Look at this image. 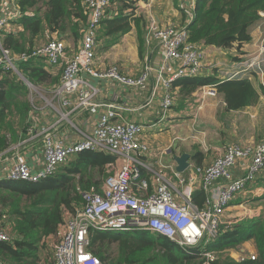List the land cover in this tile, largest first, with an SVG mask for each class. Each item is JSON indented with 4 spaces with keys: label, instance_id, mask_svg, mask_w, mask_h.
I'll return each mask as SVG.
<instances>
[{
    "label": "built area",
    "instance_id": "obj_1",
    "mask_svg": "<svg viewBox=\"0 0 264 264\" xmlns=\"http://www.w3.org/2000/svg\"><path fill=\"white\" fill-rule=\"evenodd\" d=\"M151 1L147 0L145 4L149 6ZM82 5L88 20L83 30L81 47L70 58H66L65 45L61 40H50L16 56H12L0 44V73L18 75V63L32 58L44 59L48 67L62 68L60 84L51 92L47 102L58 112L61 120L67 121L68 116L74 112L87 110L95 113L100 107L94 102L97 90L84 81L82 74L118 79L128 85H141L145 79V76L136 80L121 77L115 68H109L103 73L93 68L97 28L106 17L111 2L82 0ZM192 16L193 14H189V21L182 27H160L153 22L147 29L146 42L153 40L157 43L165 65L173 66L171 77L163 81L168 90L177 79L207 77L218 70L214 64L204 65L201 48L188 42L186 27ZM261 18L264 25V15L261 14ZM7 23L8 19L0 14V32L4 31ZM258 38L255 52L235 60L232 66L220 71L218 76L221 80L255 77L258 84L264 87V30ZM201 90L203 95H215L212 86ZM55 100H59L60 107L67 111L59 112L54 105ZM172 105L171 94H165L162 109L167 111ZM114 109L109 106L99 115L92 132L77 142L66 143L51 134V128L43 129L44 167L32 172L25 158L16 155L14 164L5 176L7 181L37 184L51 177L69 158L84 151L104 152L122 160L117 172L105 178L99 191L92 187L81 194L82 208L65 221L62 234L53 248V264H102L87 250L89 230L108 233L147 232L167 239L188 255L197 250L201 253L204 264H213L216 254L207 248L217 238L219 227L226 225L223 217L230 202L236 197H243L247 187L264 170V143L247 147L226 146L209 167L195 168L194 175L200 178L205 194L208 195L213 184L217 183L216 190L208 195L204 207L200 209L192 202L191 179L180 195V204L176 201L172 186L161 175L154 174L156 185L148 193V184L141 179V172L149 169L133 159L137 153L147 151V147L140 141L141 127L133 123L113 121L117 116ZM239 161H247L248 164L242 177L233 178L230 170ZM175 175L183 185L185 181L181 175ZM244 203L249 201L245 198ZM10 241V236L0 226V243ZM248 258L255 259L252 256L240 257L238 260Z\"/></svg>",
    "mask_w": 264,
    "mask_h": 264
},
{
    "label": "trees",
    "instance_id": "obj_2",
    "mask_svg": "<svg viewBox=\"0 0 264 264\" xmlns=\"http://www.w3.org/2000/svg\"><path fill=\"white\" fill-rule=\"evenodd\" d=\"M137 1L110 0L118 5V10L116 15L107 12L106 17L117 18L108 20L105 17L101 22L104 36L123 35L130 30L132 6ZM13 2L19 14L17 23L23 30L19 35L0 32L1 46L12 56L31 48L45 29L51 33H62L72 20L74 26H69L72 35L77 38L83 35L82 26L88 16L82 0ZM261 14L264 15V0H195L192 20L186 27L188 42L198 47L232 50L243 57L245 55L239 53L251 39L249 29L262 20ZM17 67L21 79L15 73H0V152L10 143L21 140L30 127V113L34 110L30 98L33 91L27 84L44 94L60 84L62 68L60 78L53 77L46 70L44 59L32 58L18 63ZM217 74L214 71L207 77L180 78L171 83V89L177 90L176 93L184 98L198 89L212 86L222 95L228 111H237L258 102L259 95L251 84L252 79L220 80ZM258 85L263 93L264 87ZM114 161L115 157L110 154L84 151L69 158L51 177L37 184L0 182V219L5 216L12 219L10 226L16 236L8 243H0V264H53V254L52 258L39 257V251L45 244L43 241L57 236L65 210L74 215L82 208L83 192L92 187L99 191L101 186L99 182H93L94 175L103 178L101 181L105 180L106 166ZM65 164L68 167L56 174ZM194 201L202 209L204 193H194ZM254 202L264 206V193ZM0 226L5 228L2 219ZM248 242L255 247L257 255L254 260L239 261L228 255L229 251H239ZM113 243H118V247L116 256L111 258L112 252L109 251ZM176 248L167 239L142 231H88L87 250L102 264H204L199 251L188 255L180 250L175 252ZM207 249L216 254L213 264H264V217L245 219L233 226L221 225L217 238Z\"/></svg>",
    "mask_w": 264,
    "mask_h": 264
},
{
    "label": "crops",
    "instance_id": "obj_3",
    "mask_svg": "<svg viewBox=\"0 0 264 264\" xmlns=\"http://www.w3.org/2000/svg\"><path fill=\"white\" fill-rule=\"evenodd\" d=\"M146 2L147 0H138L134 3L132 6L133 16L130 17V30L123 35L104 36V28L101 23L99 24L93 63V68L98 72L103 73L109 68H115L119 76L124 78L136 80L145 76L144 82L141 85H128L118 79L82 74L81 77L84 81L97 90L94 102L100 107L95 113H90L87 110L74 112L68 116V121L61 120L58 112L51 108L47 102L51 92L59 84L45 94L47 98L39 96L42 105L36 110L34 108L30 113V127L26 134L21 140L10 143L6 149L0 152V182L7 181L5 176L14 164L16 155H22L25 158L26 164L32 172L39 171L44 167V144L41 134L43 129L51 128V134L66 143L77 142L84 135L92 132L99 115L104 113L109 106L115 108L114 111L117 114L113 121L133 123L141 127L140 141L147 147V151L141 154L137 153L133 159L149 169L141 172V179L147 181L148 193L156 185L154 174L161 175L170 187L172 186L178 204L182 203L180 195L185 185L189 183L188 180L191 179L192 202L197 206L194 201V193H204V190L200 178L194 175L195 168L206 169L209 167L213 160L223 153L226 146L247 147L264 143V91L262 93L257 84V78L253 77L251 84L259 95L258 102L237 111L226 109L222 95L218 94L215 88L213 96L203 95L202 90L198 89L190 97L183 98L176 93L177 90L172 91L171 86L169 90L164 86L163 81L171 77L173 66L165 65L157 43L153 40L146 42L147 29L153 22L160 27L185 26L189 21V14H193L195 0H152L149 6L145 4ZM111 4L107 12L116 15L118 5L114 2ZM0 14L8 19L3 32H11L13 35H19L22 32V26L17 23L19 14L13 0L1 1ZM115 18L117 17L112 16L105 19L113 20ZM87 20L88 17L82 29H84ZM73 23L74 20L68 25L74 26ZM69 26L62 33H51L45 29L42 35L34 40L31 48L50 40H61L65 45V56L70 58L81 47L82 37L78 38L71 47L69 41L74 35H72ZM263 30V20L252 25L249 29L251 39L239 54L247 55L255 52L258 37L262 35ZM200 48L204 54V65H216L218 70L214 71H217L218 74L242 57L232 50L202 46ZM235 56H238L237 59L233 58ZM171 64L174 63L171 62ZM60 68L47 66L46 70L53 77L60 78ZM218 74L217 78L220 79ZM35 92V94H39L37 91ZM165 94H171L173 99V105L167 111L162 109V100ZM41 101H39L40 104ZM54 105L57 106L59 112L67 111L60 107L59 100H55ZM182 155L188 156V167L179 173L185 181L183 185L179 183L175 175L178 173L175 158ZM121 164L122 160L115 157L114 163L106 166L105 171L109 170L114 174ZM247 164V161H239L230 170L232 177H242ZM216 187L217 183H214L208 195L213 194ZM262 193H264V170L258 175L256 181L247 187L243 197H236L230 202L227 210H233L236 207L246 208L244 210L249 214L246 220L256 216L264 217V206L254 202ZM204 195L206 202L208 195L205 193ZM245 198L249 203H244ZM253 202L254 204H252ZM71 217L63 218V223L58 228V234L60 231L62 234L65 221ZM48 240L45 239L43 242L47 243ZM248 251L256 253L252 242L245 243L239 251H229L228 255L236 259L238 253L246 255ZM233 255L236 257H232Z\"/></svg>",
    "mask_w": 264,
    "mask_h": 264
},
{
    "label": "rangeland",
    "instance_id": "obj_4",
    "mask_svg": "<svg viewBox=\"0 0 264 264\" xmlns=\"http://www.w3.org/2000/svg\"><path fill=\"white\" fill-rule=\"evenodd\" d=\"M77 40H78V38L76 36L72 37V39L69 41L70 46L72 47V45L74 43H76ZM17 77L21 79L20 76H17ZM27 85H28L29 89L33 91V94H32V96L30 98L33 101V109L35 108V110H36V108H38V107H40L42 105V101L40 100L39 96L41 97V95H42V96H44L46 98H47V96L45 94L41 93L40 91L35 90L34 87H32L31 85H29V84H27ZM35 91H37L39 94H35L36 93ZM38 100L41 101V104L39 103ZM67 167H68L67 164L61 166L58 169V171H57L56 174H58V173L60 174L61 171H63ZM109 174L112 175V172L109 171V170L108 171H105V177L106 176H109ZM77 178H79V177L77 176ZM102 179L103 178H101V177H99L97 175H94L93 182H99V185H101L103 183V181H104V180L101 181ZM252 204H254V202ZM256 204H258V203H256ZM259 206H261V205H259ZM244 207H245V205H244ZM244 209H246V208H244ZM244 209H241V207H236V209H233V210H226V212L224 214V217H223L224 218L223 220L225 221L224 223L226 225L233 226L235 224H238V223L244 221L248 217V215H249L248 214V211H246ZM0 211H2L1 206H0ZM71 216H73V214H70V212L68 210H65V212L63 213V218L64 219L65 218H69ZM1 219L4 222V225H5V228H6L5 229L6 233L10 236V238L15 237V235L13 233V229L10 226V221H12V219L10 218V220H9V217L8 216L2 217ZM60 234H61V231L54 238H49V240L47 241V243H45L44 246H42V248L39 251V257L40 258H44V256H49V258H52L53 248H54L55 244L57 243V241L59 240ZM117 247H118V243H113V244L110 245V251H109V253L112 252L111 258H114L116 256ZM178 251H179V249L176 248L175 249V252H178ZM247 253L248 254H246V255H244V254H242V255L241 254H237V259L236 260H238V258H240V257H252V256L256 257V255H257L254 251H248ZM232 257H236V255H233Z\"/></svg>",
    "mask_w": 264,
    "mask_h": 264
},
{
    "label": "water",
    "instance_id": "obj_5",
    "mask_svg": "<svg viewBox=\"0 0 264 264\" xmlns=\"http://www.w3.org/2000/svg\"><path fill=\"white\" fill-rule=\"evenodd\" d=\"M22 80L25 81L23 78H22ZM26 83H28V82H26ZM187 159H188V156H186V155H182L179 158H175V161L177 163L176 171L178 173H182L188 167Z\"/></svg>",
    "mask_w": 264,
    "mask_h": 264
}]
</instances>
